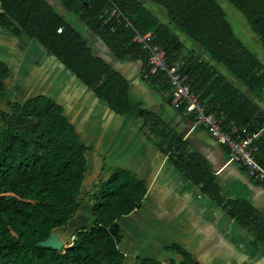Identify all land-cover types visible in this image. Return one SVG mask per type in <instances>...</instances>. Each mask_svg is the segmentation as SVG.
<instances>
[{
    "label": "trees",
    "instance_id": "obj_1",
    "mask_svg": "<svg viewBox=\"0 0 264 264\" xmlns=\"http://www.w3.org/2000/svg\"><path fill=\"white\" fill-rule=\"evenodd\" d=\"M54 2L63 13L48 0H0V29L36 39L115 114L141 118L162 139L161 151L180 172L264 249V215L245 199L225 196L206 160L188 152L187 142L178 133L134 103L128 80L97 54L99 42L116 61L145 64L148 54L133 37L135 32L151 31L168 62L181 64L189 73L192 91L206 111L222 118L226 130L233 126L263 130L257 139V156L264 168V64L237 36L224 7L240 13L246 25L229 10L264 49V0ZM145 2L162 9L168 22H162ZM115 6L131 27L116 25L112 19L105 22ZM10 74V67L0 59V96L7 91ZM149 77L157 88L171 90L162 73ZM5 107H0V264H123L121 219L141 206L146 184L132 172L116 169L84 193L87 147L62 105L36 95L8 101ZM86 196L92 224L75 231L71 245L63 251L37 246L53 230L67 227ZM166 252L173 256L167 263L137 256L135 264H200L180 245L168 246Z\"/></svg>",
    "mask_w": 264,
    "mask_h": 264
},
{
    "label": "crops",
    "instance_id": "obj_2",
    "mask_svg": "<svg viewBox=\"0 0 264 264\" xmlns=\"http://www.w3.org/2000/svg\"><path fill=\"white\" fill-rule=\"evenodd\" d=\"M48 1L55 3L54 0ZM145 4L162 22H168L162 9L148 2ZM244 32L246 35L242 40L245 43L257 41L253 33ZM181 38L190 45L182 35ZM33 46L37 52L33 54L31 63H36L38 74L46 84L44 91L35 94L50 97L62 105L80 142L87 147L88 161L82 187L84 193L92 190L98 181L105 180L116 169L128 170L146 184L147 191L141 206L123 217L121 222L132 219V222L138 223L142 219L153 227H161V233L166 234L174 228L186 230L183 235L186 237L185 244L180 246L190 251L200 264L202 260L208 259L213 260L214 264L220 255L227 257L232 254L256 261L264 259V249L254 244L247 231L210 196L189 181L168 155L161 151L159 146L162 139L155 137L141 118L115 114L106 102L98 99L74 74L57 65L54 61L56 58L50 56L44 47L45 50L31 43L30 47ZM98 48L101 56L108 58V62L128 80L130 99L157 115L165 128L178 133L187 142L188 152H196L206 160L222 193L249 201L264 215V186L253 182L240 164H227V148L216 142L204 127H193L192 118L183 110H176L170 105L171 90L157 88L151 77L145 76L147 63L129 59L111 63L106 49L99 42ZM27 86L22 88L23 92ZM13 89L19 88L16 85ZM7 90L11 91L9 87ZM91 224V204L86 196L66 227L65 236L70 241L63 242L64 246L71 245L75 231ZM123 240L131 243L135 240L132 235L124 232L120 244L126 255L124 263L131 258L135 264L138 256L135 247L125 245ZM234 243H240L248 250L233 251L230 246Z\"/></svg>",
    "mask_w": 264,
    "mask_h": 264
},
{
    "label": "rangeland",
    "instance_id": "obj_3",
    "mask_svg": "<svg viewBox=\"0 0 264 264\" xmlns=\"http://www.w3.org/2000/svg\"><path fill=\"white\" fill-rule=\"evenodd\" d=\"M54 5L59 13L64 12L58 3L55 2ZM224 7L227 11L228 19L230 20L235 33L238 37L244 39L246 32L242 30V27H240V21L238 22L237 20H235L233 18V15L230 14L229 10L233 12L234 15L241 18V22L246 25L243 17L238 11H236L229 5ZM65 16L69 17V15L67 16V14H65ZM31 43L37 44L38 46L43 48V46L36 39L29 38L26 35H23V37H16L12 35L9 31L5 29H0V59L6 62L11 70V78L8 82V87L11 91L7 90L0 96L1 108H6L5 105L8 101H24L30 97L36 96V92H42L45 90L46 84L43 83L42 76L38 74L36 63L35 65L31 63V58L33 54H36L37 52L35 46L30 47ZM247 45L249 46L250 50L253 51L264 64V49L262 48L259 40L257 39V41H252L250 44L247 43ZM43 50L45 49L43 48ZM97 54L101 55L100 52H97ZM43 56L45 55L43 54ZM108 56L110 58L109 61L111 63L118 62L114 60L113 57H111L109 54ZM56 59H54L56 64L62 66V68H64L65 71L68 72L67 68L61 65L62 63L60 62V64L59 60L57 59V61ZM105 59L108 61V58ZM26 84L28 86L24 90V93L22 91V88L25 87ZM16 85L19 88L18 90L13 89ZM234 164H236V166L239 165L238 163ZM121 226L123 236L124 232H126L132 235L135 240V242L132 243L123 240V243L129 247H135L136 255L140 257H152L158 259L161 262L167 263L169 259H171L173 256L165 252L164 247L172 246L173 244H185L186 237L183 235L186 233V230L184 231L179 228H174L169 234L161 233V227H153L147 224V222L142 219L138 223L132 222V219L130 221H122ZM240 230L242 229L240 228ZM57 232L59 236L63 239L64 243L70 241V238L65 236L66 228L60 229ZM242 246L243 245L240 243H234L230 247L232 248V250L234 249L235 251L248 250V248ZM221 256L222 255H220L218 259H215L214 264H264V259H257L256 261V259L251 260V258H248L246 256H239L238 258L234 254H232V256L227 257ZM213 262V260L208 259L202 260L201 264H213ZM124 264H133V262L130 258L126 260Z\"/></svg>",
    "mask_w": 264,
    "mask_h": 264
},
{
    "label": "built area",
    "instance_id": "obj_4",
    "mask_svg": "<svg viewBox=\"0 0 264 264\" xmlns=\"http://www.w3.org/2000/svg\"><path fill=\"white\" fill-rule=\"evenodd\" d=\"M109 19H112L116 25L125 23V26L131 27V22L116 6L109 11L105 22ZM111 29L113 30L114 27ZM60 31L61 28L58 29V32ZM133 41L148 54L145 76L162 73L171 87L170 105L176 110H183L192 118L193 127H204L216 142L227 148V164H240L251 180L264 186V168L257 156L259 149L257 139L262 134V130L250 132L245 127L236 126L226 130L222 118L215 112L206 111L199 96L192 91L189 73L181 69V64L168 62L163 47L153 42L151 31L135 32Z\"/></svg>",
    "mask_w": 264,
    "mask_h": 264
},
{
    "label": "water",
    "instance_id": "obj_5",
    "mask_svg": "<svg viewBox=\"0 0 264 264\" xmlns=\"http://www.w3.org/2000/svg\"><path fill=\"white\" fill-rule=\"evenodd\" d=\"M37 246L49 247L57 252L63 251L67 248L64 246L63 240L59 236L57 230H53L46 239L37 243Z\"/></svg>",
    "mask_w": 264,
    "mask_h": 264
}]
</instances>
